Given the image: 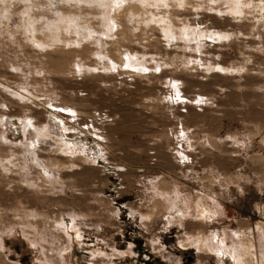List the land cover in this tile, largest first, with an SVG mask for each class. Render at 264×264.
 <instances>
[{
  "label": "rangeland",
  "instance_id": "374dc122",
  "mask_svg": "<svg viewBox=\"0 0 264 264\" xmlns=\"http://www.w3.org/2000/svg\"><path fill=\"white\" fill-rule=\"evenodd\" d=\"M250 259L264 0H0V264Z\"/></svg>",
  "mask_w": 264,
  "mask_h": 264
},
{
  "label": "bare ground",
  "instance_id": "6f19581e",
  "mask_svg": "<svg viewBox=\"0 0 264 264\" xmlns=\"http://www.w3.org/2000/svg\"><path fill=\"white\" fill-rule=\"evenodd\" d=\"M102 4H103V3H102ZM104 4H106V2H104ZM36 40H37V39H36ZM34 41H35V40H34ZM242 237H243V239H244V246H247V247H248L249 242H251L250 239H247V237L244 238V236H242ZM251 244H252V243H251ZM250 260H251V259H250ZM246 264H249V263L246 262ZM251 264H255L253 260H251Z\"/></svg>",
  "mask_w": 264,
  "mask_h": 264
},
{
  "label": "crops",
  "instance_id": "0c3cea01",
  "mask_svg": "<svg viewBox=\"0 0 264 264\" xmlns=\"http://www.w3.org/2000/svg\"><path fill=\"white\" fill-rule=\"evenodd\" d=\"M229 228V227H228ZM245 248H247L246 246H244Z\"/></svg>",
  "mask_w": 264,
  "mask_h": 264
}]
</instances>
